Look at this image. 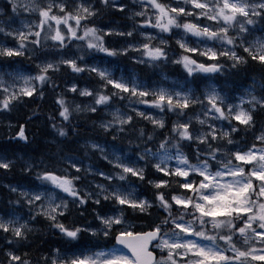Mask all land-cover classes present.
Listing matches in <instances>:
<instances>
[{
    "label": "snow or ice",
    "instance_id": "snow-or-ice-1",
    "mask_svg": "<svg viewBox=\"0 0 264 264\" xmlns=\"http://www.w3.org/2000/svg\"><path fill=\"white\" fill-rule=\"evenodd\" d=\"M97 8L92 0H0V118L9 138L28 140L27 124H12L13 109L34 97L43 99L60 74L83 77L85 71L98 83L81 87L79 79H69L67 91L80 88L82 97L95 93L93 114H106L119 92L121 100L139 98L143 111L136 110V116L147 119L166 106L187 119L168 120L176 143L169 144L161 133L148 138V143L158 140L155 149L147 144L129 148L118 144L119 137L109 129L120 120L117 107L111 112L113 121L97 117L111 143L102 150L98 141L84 146L85 157L89 148L93 156L95 150L102 152L98 161L86 164L78 151L69 149L53 167L21 154L27 175L0 184V233H12L23 247L32 227L47 222L63 240L49 246L42 257L45 264H264V36L253 33L256 23L264 26V0L251 6L247 0H105L102 36L95 26L81 30ZM209 24L218 26L217 31ZM46 29H51L50 37ZM236 33L242 34L239 43L232 39ZM113 34L120 39L113 40ZM218 34L225 38L222 52L196 39ZM42 39L44 45L50 39L55 50L34 56ZM168 41V49L159 46ZM92 49L101 54L99 60L108 58L106 66L84 61ZM229 55L235 74L220 87L214 74L221 57ZM125 60L148 67L171 63L182 86L166 84L171 77L164 72H123L118 64ZM25 62L33 66L21 70L18 66ZM241 71L250 79L234 95ZM55 103L58 115L69 121L64 100L57 95ZM197 103L203 120L192 107ZM131 119L129 115L124 123ZM225 120L229 123L217 127V121ZM152 124L163 126L155 119ZM239 127L249 128L250 135L241 137ZM12 155L0 150V173L18 163ZM94 169V190H74L81 171ZM62 193L86 209H98L97 214L87 220L81 211L73 219L67 203L61 206ZM146 205L158 207L145 214ZM133 210L138 214H125ZM181 210V215L173 214ZM8 258L20 264L19 255L9 253Z\"/></svg>",
    "mask_w": 264,
    "mask_h": 264
},
{
    "label": "clouds",
    "instance_id": "clouds-1",
    "mask_svg": "<svg viewBox=\"0 0 264 264\" xmlns=\"http://www.w3.org/2000/svg\"><path fill=\"white\" fill-rule=\"evenodd\" d=\"M211 2V0H210ZM251 6L254 3V0H247ZM79 3V0H77ZM93 4H97L98 8L94 11H97V15L89 17L88 21H85L81 25V30L87 29L89 27L95 26L98 32V35H103V32L100 30L102 25L106 22L105 16V0H92ZM252 11H255V8L252 7ZM211 15V13H209ZM258 19V18H257ZM254 23L256 21L254 20ZM208 27L212 31H217L216 25L209 24ZM253 33L256 35L264 36V26H261L259 23H256V27L253 29ZM45 35L50 37L51 29L45 30ZM241 33H236L232 36V39L235 43H239ZM139 39V37H137ZM113 40H118L120 38L116 37L113 34ZM201 43H206L214 48L217 52H222L225 50V38L223 34H218L216 37L209 38L207 36L201 35L197 37ZM71 43V41H69ZM99 43V41H97ZM153 45L156 46L158 41H152ZM171 41L163 45H159L168 49L170 47ZM55 50V46L52 41L48 39L47 45H44L42 39V46L36 50L34 56L46 55L48 52ZM73 51L77 55H81L82 52H77L76 47L73 46ZM170 54V53H169ZM101 54L95 49L88 50L84 55V61H92L98 66H106L108 64V58H105L103 61L99 60L98 57ZM113 60H119L118 57H112ZM140 59V56L137 55V60ZM245 62V57L241 56V65ZM219 63L221 67L214 76L219 77L218 86L223 87L225 81H228L229 78L233 77L235 74V69L233 68V58L231 55L225 57L222 56ZM33 66L32 62H25L22 66H18L21 70H28ZM120 70L127 73L137 72L140 68H144L149 73H154L159 75L161 72L168 74L171 79L166 82V84H172L173 81H176V86H182L180 77L177 75L174 65L171 63L164 64L161 63L160 67H148L147 65H138L131 60H125L124 63L118 64ZM126 66V67H125ZM7 71V67L3 69ZM260 71H264L261 69ZM71 79L75 82L76 79H79L81 87H85L89 81H95L94 74L85 71L83 77H68L64 74H60L59 83L56 78L51 81V86L47 89L44 94V98L40 99L39 97H34L32 101L22 104L20 107L13 109L11 111L12 124L15 125L17 121H22L28 126V140L27 141H18L15 139H10L11 133L8 132L7 128L3 126V118H0V143L2 144H13L16 146V150L9 151L10 153H15L10 159L17 160L18 163L15 164L8 172L0 173V184L7 182L15 183L20 180L21 177L27 175L23 171V161L19 160L21 154H27V158L34 160L36 163L46 160L49 161L51 166H55L61 157L68 152L69 149L73 152H79L80 157L84 158L85 163L89 164L91 161H98L102 152L100 150H95V156L92 155L93 149H88V155L84 156V146L89 142L98 141V149H104L107 144H110L112 141V136L105 134L102 128L98 127L100 120L97 119L99 116L100 119L113 121L111 112L115 108H120V120L119 122H114L109 124V129L114 131L115 134L119 137L117 143H122L123 145L129 148H140L147 146L153 147L154 149L158 146V140H153V142L148 143V138L150 135L153 137L158 136L163 133L167 136V142L169 144L176 143L177 141L173 140V134L171 133L170 126H168V120L179 121L181 119H187V115L177 109H174L172 112L167 111L165 106L164 111L154 110L152 114L147 116L145 119L143 116H136L135 111H143L142 106L139 102L138 97L128 96L123 100L120 99L121 94L117 92L115 94V100L117 103L111 104L109 108L106 109V114L97 113L93 114L91 112V106H93L94 95L92 97L80 96V88L77 89L76 93H71L67 91L69 87L68 80ZM191 80V78H188ZM250 79V76L245 72H239L238 78L235 80L234 95L239 94V90H242L247 85V81ZM229 87H233L232 84H229ZM111 96V93H105ZM59 95L64 100V107H66L71 114L69 121L64 122L63 119L58 115L60 106L55 103L56 96ZM196 110L201 111L200 119L203 120V109L200 104L197 103L192 105ZM252 107H255L253 105ZM264 111V109H261ZM131 115L132 119L129 120L127 124L124 123L128 119V116ZM159 120L162 122L163 126H157L152 124V120ZM93 120H96V123H93ZM192 123H196V119L193 118ZM207 123V122H206ZM217 127H220L223 124L229 123V121H217ZM199 128L200 125L197 124ZM60 129L64 130V135L60 134ZM240 136L244 137L250 135V129L247 127H239ZM143 140L145 143H140ZM131 156L132 153L129 152ZM95 169L92 173L87 172L86 170L81 171L80 179L74 181L76 184V189L81 192L86 189L89 191L94 190V182L97 181L98 177L95 176ZM34 178V177H33ZM61 206L63 207L67 203L66 211L70 216L75 219L79 217L81 211L85 212V219L92 220L93 216L97 214L98 209H86L84 204H80L79 201L73 200L72 197L67 194H61ZM86 200L90 202V197H85ZM153 208L145 206V214L154 211ZM139 210H133L128 214H138ZM183 210L180 212H174V215H181ZM63 240L61 234L56 231L54 228L50 227L47 222H42L36 224L32 227L31 233L28 235L27 239L23 240V247H19L20 241H17L15 236L12 233H9L7 236L0 233V264H13V262L8 258L9 253H15L21 257L20 264H45L43 260V255L47 254L49 251V246L51 248L57 247V242Z\"/></svg>",
    "mask_w": 264,
    "mask_h": 264
},
{
    "label": "rangeland",
    "instance_id": "rangeland-1",
    "mask_svg": "<svg viewBox=\"0 0 264 264\" xmlns=\"http://www.w3.org/2000/svg\"><path fill=\"white\" fill-rule=\"evenodd\" d=\"M0 150L2 151H14L16 150V146L13 144H2L0 143Z\"/></svg>",
    "mask_w": 264,
    "mask_h": 264
}]
</instances>
